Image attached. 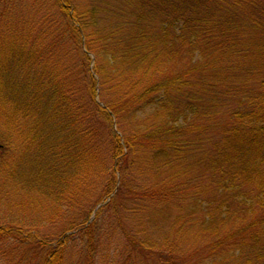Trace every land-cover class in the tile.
<instances>
[{
  "label": "trees",
  "instance_id": "trees-1",
  "mask_svg": "<svg viewBox=\"0 0 264 264\" xmlns=\"http://www.w3.org/2000/svg\"><path fill=\"white\" fill-rule=\"evenodd\" d=\"M0 264H264V0H0Z\"/></svg>",
  "mask_w": 264,
  "mask_h": 264
},
{
  "label": "rangeland",
  "instance_id": "rangeland-1",
  "mask_svg": "<svg viewBox=\"0 0 264 264\" xmlns=\"http://www.w3.org/2000/svg\"><path fill=\"white\" fill-rule=\"evenodd\" d=\"M41 216H42V211H41ZM48 228H50L51 229V227H48ZM54 228H55V231H57V225L56 226H54ZM52 230V229H51Z\"/></svg>",
  "mask_w": 264,
  "mask_h": 264
}]
</instances>
